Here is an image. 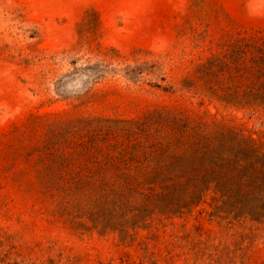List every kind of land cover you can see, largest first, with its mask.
<instances>
[{
    "label": "rangeland",
    "instance_id": "rangeland-1",
    "mask_svg": "<svg viewBox=\"0 0 264 264\" xmlns=\"http://www.w3.org/2000/svg\"><path fill=\"white\" fill-rule=\"evenodd\" d=\"M0 264H264V0H0Z\"/></svg>",
    "mask_w": 264,
    "mask_h": 264
}]
</instances>
